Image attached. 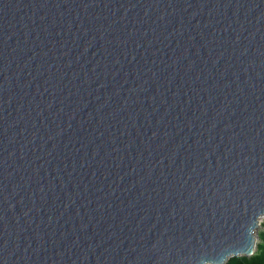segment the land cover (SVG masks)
I'll use <instances>...</instances> for the list:
<instances>
[{"label": "water", "instance_id": "water-1", "mask_svg": "<svg viewBox=\"0 0 264 264\" xmlns=\"http://www.w3.org/2000/svg\"><path fill=\"white\" fill-rule=\"evenodd\" d=\"M264 219V0H0V264H227Z\"/></svg>", "mask_w": 264, "mask_h": 264}, {"label": "trees", "instance_id": "trees-1", "mask_svg": "<svg viewBox=\"0 0 264 264\" xmlns=\"http://www.w3.org/2000/svg\"><path fill=\"white\" fill-rule=\"evenodd\" d=\"M260 243L257 252L251 258H233L227 264H264V222L259 233Z\"/></svg>", "mask_w": 264, "mask_h": 264}, {"label": "rangeland", "instance_id": "rangeland-1", "mask_svg": "<svg viewBox=\"0 0 264 264\" xmlns=\"http://www.w3.org/2000/svg\"><path fill=\"white\" fill-rule=\"evenodd\" d=\"M263 222H264V219L260 222V228H259V233H260V231L262 230V226H263ZM259 243H260V238H259V240H258V245H259Z\"/></svg>", "mask_w": 264, "mask_h": 264}, {"label": "bare ground", "instance_id": "bare-ground-1", "mask_svg": "<svg viewBox=\"0 0 264 264\" xmlns=\"http://www.w3.org/2000/svg\"><path fill=\"white\" fill-rule=\"evenodd\" d=\"M262 221V220H261Z\"/></svg>", "mask_w": 264, "mask_h": 264}]
</instances>
